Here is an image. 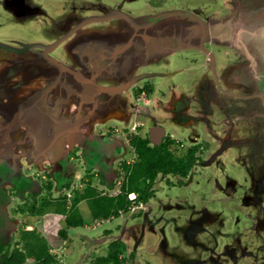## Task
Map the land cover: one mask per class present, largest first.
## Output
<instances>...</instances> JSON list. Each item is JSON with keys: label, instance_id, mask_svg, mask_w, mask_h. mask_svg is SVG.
<instances>
[{"label": "water", "instance_id": "water-1", "mask_svg": "<svg viewBox=\"0 0 264 264\" xmlns=\"http://www.w3.org/2000/svg\"><path fill=\"white\" fill-rule=\"evenodd\" d=\"M242 1L154 8L147 0H0V243L13 241L8 187L32 184L26 167L52 164L61 176L74 145L102 165L108 138L96 128L141 122L153 143L168 131L210 143L198 178L207 187L186 196L191 175L170 187L180 195L160 192L142 224L182 216L191 240L201 224L223 217L205 258L264 264L255 243L264 236V23L246 45L238 21L225 24L223 14ZM145 81L155 89L140 103L132 88ZM152 241L148 235L145 253ZM152 250L145 255L158 262Z\"/></svg>", "mask_w": 264, "mask_h": 264}, {"label": "flooded vegetation", "instance_id": "flooded-vegetation-1", "mask_svg": "<svg viewBox=\"0 0 264 264\" xmlns=\"http://www.w3.org/2000/svg\"><path fill=\"white\" fill-rule=\"evenodd\" d=\"M147 1L152 6H160L167 0ZM223 14L225 24H232L234 20L238 21L244 43L249 46L254 35L260 33L264 23V0H244L233 5V9L224 11ZM154 89L151 81H145L134 86L132 94L136 101L147 103ZM96 133L104 134L108 138L98 151V155L102 154L101 156L105 157H103L104 164H91L84 160V148L74 145L67 153L65 172L61 176L56 177L50 173L52 164H46L42 172L36 171V166H30L22 172L30 176L33 180L32 184L8 187L12 198L9 211L15 226L12 232L13 241L7 246L1 243L5 248L18 247L22 233L27 230H37L45 237L40 227L43 226L47 231L46 222L48 217L53 215L55 220L57 218L62 220L61 222L54 220L55 224H51L56 227L55 237L59 229L66 230L62 241L58 245L53 244L50 248V252L56 254L58 258L57 249L68 241L70 251L65 252L64 255L68 260L76 254L73 262L78 260V256L87 253V258L91 259L87 264H100L97 263L98 258L106 256L109 251H119L118 264H151L149 259H144L145 246L144 243L140 246L141 240L136 239L131 243L123 240L128 224L134 220H142L144 215L150 212L154 207L153 197L164 191V186L180 187L191 175L203 177L202 162L209 152L210 143L203 137L199 142L190 144L173 131H168L159 142L153 143L141 122H135L129 127L105 124L102 127L98 126ZM164 144L173 151V158L177 165L181 161L180 158H183L185 173L177 171L178 166L169 171L163 168L153 169L150 173H144V169L138 172L137 164L141 159V163L143 162L144 151H147V154L149 151L152 152L154 147L158 148ZM138 147L142 156L137 151ZM187 153L189 155L184 158ZM130 187L132 190L126 192ZM131 192L134 193L133 199L128 198ZM77 198L78 200L74 202ZM100 198L113 199L114 205L120 202L123 204L116 211L111 210L106 216L94 217L88 201ZM58 201L64 204L63 214L54 210ZM74 210L83 219V224L67 227L65 217ZM50 243L53 242L50 241ZM150 245H147L145 254L150 247H153V244ZM198 260L192 264H201L198 262L204 261L203 258ZM209 260L211 264H226L225 259L219 256L214 258L211 256Z\"/></svg>", "mask_w": 264, "mask_h": 264}, {"label": "rangeland", "instance_id": "rangeland-1", "mask_svg": "<svg viewBox=\"0 0 264 264\" xmlns=\"http://www.w3.org/2000/svg\"><path fill=\"white\" fill-rule=\"evenodd\" d=\"M167 0L163 5L160 6H152L154 8H162L163 6H166L168 4ZM4 31L3 28H0V33ZM158 122L161 123L163 126H166L168 121L166 119H163V122H161L160 119H158ZM179 130L177 131L181 132L183 127L182 126H177ZM182 134V133H181ZM190 136V135H188ZM185 136L184 141L187 143H190L189 137ZM191 144V143H190ZM208 155V154H207ZM206 155V156H207ZM205 156V157H206ZM203 168L201 169V171ZM205 171L207 174L211 175L208 172V169L206 168ZM219 177V176H218ZM186 183V182H185ZM204 183V185H203ZM201 183L196 177L192 184H190L189 190L185 191L186 196L188 194L191 195V193H197L198 190L201 189L202 185L203 187L206 185L207 187V182L204 181ZM164 189L166 190L163 195L167 196H178L180 195L179 192L174 190L173 188L166 187L164 186ZM189 192V193H188ZM208 192V191H207ZM213 192V191H212ZM159 194V193H157ZM157 194L155 196H157ZM194 194V195H195ZM188 195V196H190ZM166 196V197H167ZM253 199L249 200L248 203L252 204ZM217 208H220V205L216 204ZM189 208V205H187ZM193 207L192 209H196V205H191ZM160 211V210H159ZM53 216V215H52ZM52 216L48 217L47 224L48 228L45 229L42 227L41 231L45 235L46 238H48L51 242L56 241L55 237V229L56 227H53L51 224H55L53 221L56 218H53ZM165 216V215H163ZM161 218H152L150 219L149 223L147 222L145 225L142 226V222L140 223L141 220H134L133 222L128 224V228L123 236V240L127 243H131L135 241L137 238L140 239L141 236V242L140 246L146 241L148 235H152L154 238L153 241V250L151 254H149L151 257H154L158 260L159 264H192L195 261H197L199 258H203L204 262H207V264H211L210 260L208 257L205 258L206 255L211 254L209 248L214 246L215 242V237L210 236L212 233L213 228L218 230V227L222 223V218H218L216 222H204L201 224V227L203 229L202 232H198L193 238L190 240L189 237L186 235L187 233L185 232L187 226H188V219L183 218L182 216L178 215H169L165 219H162L163 217L160 216ZM56 222H61V218H57L55 220ZM134 224V226H133ZM171 225V231L173 238L171 237L170 233H168V229L170 228L169 226ZM52 226V228H50ZM133 226V227H132ZM217 227V228H216ZM156 228V229H155ZM184 230V231H183ZM145 231V233H144ZM144 233V234H142ZM164 234V238L159 242L157 239L156 240V235H161ZM235 234V233H234ZM146 235V237H144ZM216 236V235H215ZM217 238H220L216 236ZM211 240L209 241L208 239ZM214 238V239H213ZM224 239V238H222ZM245 238L242 239V244L244 242ZM226 241V240H225ZM255 243L256 247L258 248L260 246V249H257L259 252V255H264V236L262 234L255 236ZM152 244V243H151ZM245 244V243H244ZM55 245V244H54ZM236 245V244H235ZM151 246V245H150ZM70 251V244L68 241H66L61 247L57 249L58 255H59V263L58 264H87L91 259L87 258V253H84L83 255H80L77 257V261L73 262L75 260V255L72 256V258H68L66 260L64 253ZM146 251V250H145ZM144 251V259L145 260H150L151 264H158L156 260H153L145 255ZM239 251V250H238ZM243 261V259H241ZM257 264H260L258 261Z\"/></svg>", "mask_w": 264, "mask_h": 264}, {"label": "trees", "instance_id": "trees-1", "mask_svg": "<svg viewBox=\"0 0 264 264\" xmlns=\"http://www.w3.org/2000/svg\"><path fill=\"white\" fill-rule=\"evenodd\" d=\"M139 155L142 152L140 148H137ZM144 151L143 162L142 159L137 164L138 172L144 169V173H150L153 169H163L172 170L174 167L178 166L177 171L185 173V166H183L182 160L178 163L174 161L172 150H169L167 144L160 147H154L153 151ZM189 153L186 154V158ZM140 156V158H141ZM132 187L126 190L129 192ZM125 198V197H124ZM78 200L75 199L74 202ZM123 203H118V205L113 204V199L100 198L91 199L88 201V206L94 217L106 216L111 210H115L122 206ZM55 212L64 213L65 208L62 201H58L55 207ZM65 222L67 227H74L83 224V219L77 213L76 210L72 211L65 217ZM66 235V230L61 228L57 232L56 241L50 243L46 237H44L37 230H27L24 231L20 237V245L18 247H8L5 248L0 243V264H58L59 258L56 254L50 252V248L53 244L58 245L62 238ZM119 251H109L106 256H102L97 259V263L100 264H118L120 262Z\"/></svg>", "mask_w": 264, "mask_h": 264}, {"label": "built area", "instance_id": "built-area-1", "mask_svg": "<svg viewBox=\"0 0 264 264\" xmlns=\"http://www.w3.org/2000/svg\"><path fill=\"white\" fill-rule=\"evenodd\" d=\"M133 197H134V193L131 192V193L128 194V198L129 199H133Z\"/></svg>", "mask_w": 264, "mask_h": 264}]
</instances>
